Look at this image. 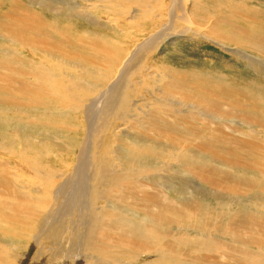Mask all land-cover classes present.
Returning a JSON list of instances; mask_svg holds the SVG:
<instances>
[{"label":"bare ground","instance_id":"obj_1","mask_svg":"<svg viewBox=\"0 0 264 264\" xmlns=\"http://www.w3.org/2000/svg\"><path fill=\"white\" fill-rule=\"evenodd\" d=\"M223 1L0 0V264H264V89L146 58L193 34L264 69L263 11Z\"/></svg>","mask_w":264,"mask_h":264},{"label":"rangeland","instance_id":"obj_2","mask_svg":"<svg viewBox=\"0 0 264 264\" xmlns=\"http://www.w3.org/2000/svg\"><path fill=\"white\" fill-rule=\"evenodd\" d=\"M171 0H165V5L168 6ZM208 5L214 4H224L223 0H203ZM211 1V2H210ZM236 4H239L240 8L244 10L245 7L248 13H254L255 10L260 9L264 13V0H240L236 1ZM2 3V2H1ZM0 3V11L5 9L4 4ZM193 4V3H192ZM15 6H20L19 4H15ZM197 7L196 5H194ZM242 6V7H241ZM10 8V5H8ZM194 8V7H193ZM239 8V9H240ZM203 9V8H201ZM240 9V10H242ZM264 16V14H263ZM106 18V16H103ZM264 18V17H263ZM165 23V22H164ZM264 23V19H263ZM252 24H255L252 22ZM264 27V25H263ZM73 32H80L83 34L86 30L79 29L77 27H71ZM264 31V30H263ZM201 40V41H200ZM216 43L206 42L201 38L194 36L193 34L190 37H180L175 39H166L160 41L156 44L155 48L146 54V58L149 60V65L151 63L153 66L159 65L161 66V61L165 63V65L171 66L175 68L179 72H185L182 70L183 68H192V71H186L188 73H197L196 70L205 71V74L213 77L214 79H223L228 84H232L237 86L239 92H244L248 90H243L248 88L249 86H254V89L263 88L264 89V69L261 67L254 66V64H250L241 58L236 59L229 55V52L222 49ZM167 62V63H166ZM193 62V63H192ZM155 63V64H154ZM169 63V64H168ZM182 64V66L177 67V65ZM184 63V64H183ZM191 63V64H190ZM195 66V67H194ZM156 67V66H155ZM132 73L138 74L139 72L132 71ZM123 96L120 94L117 98L112 99L109 103H106V98L101 97V117L98 122L95 123L96 131L103 129L105 126H109L112 124V118L119 119L120 115L118 114V110L120 108L121 101ZM117 101V107L111 109V104ZM106 109V111H104ZM138 112H134L131 115L135 116ZM188 165L185 169L187 174H194L195 176H189L188 180L193 182L195 186L192 188L202 187L204 189H209V182L213 179L210 177L206 170H210L213 165H206L203 167L196 166L197 163L192 161V163L188 162ZM94 185L89 181L86 182L85 189L87 191H94ZM179 197L178 194H173L172 196ZM93 196V194H92ZM129 215V212H127ZM36 251H31L30 256L31 259L35 256ZM29 261L26 263L28 264ZM30 264V263H29Z\"/></svg>","mask_w":264,"mask_h":264}]
</instances>
